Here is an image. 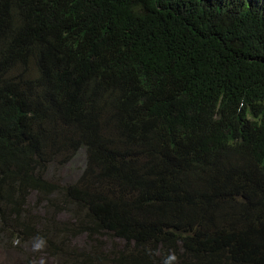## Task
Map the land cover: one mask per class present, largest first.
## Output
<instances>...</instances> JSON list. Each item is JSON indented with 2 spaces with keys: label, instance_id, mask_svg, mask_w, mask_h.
<instances>
[{
  "label": "trees",
  "instance_id": "16d2710c",
  "mask_svg": "<svg viewBox=\"0 0 264 264\" xmlns=\"http://www.w3.org/2000/svg\"><path fill=\"white\" fill-rule=\"evenodd\" d=\"M0 222L56 256L71 230L114 264H264V0H0Z\"/></svg>",
  "mask_w": 264,
  "mask_h": 264
},
{
  "label": "rangeland",
  "instance_id": "374dc122",
  "mask_svg": "<svg viewBox=\"0 0 264 264\" xmlns=\"http://www.w3.org/2000/svg\"><path fill=\"white\" fill-rule=\"evenodd\" d=\"M63 161L57 160L53 162L49 166L46 175L62 191L82 177L87 166V152L85 148H82L71 161H68V159H64ZM62 191L55 192V195L51 198V202L57 199V197H61ZM48 203L50 202L40 199L34 193L29 199V206L27 208L33 215H41V217L44 215L51 216V214L46 212L48 210L46 207ZM61 211L55 215L56 221L59 224L67 225L68 229L72 228L74 218L70 217L71 213L66 209ZM1 226L2 223L0 222ZM72 233L74 231L70 230V235H66L68 253L56 256V254L50 253L47 246L39 241L37 237L24 241L22 238L17 239V236L14 234L11 235L10 233L0 231V264H114L113 257L118 255V251L114 252L112 248L115 247V244L124 245L123 240L115 237L97 236L96 238H92L89 234L75 236ZM56 244L61 245V243ZM60 252L58 251V253Z\"/></svg>",
  "mask_w": 264,
  "mask_h": 264
}]
</instances>
